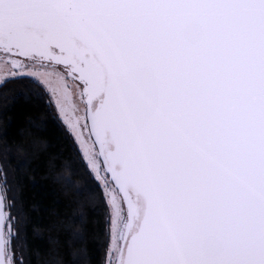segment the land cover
<instances>
[{"label":"snow or ice","instance_id":"1","mask_svg":"<svg viewBox=\"0 0 264 264\" xmlns=\"http://www.w3.org/2000/svg\"><path fill=\"white\" fill-rule=\"evenodd\" d=\"M10 83L74 145L98 264H264V0H0ZM28 225L0 160V264Z\"/></svg>","mask_w":264,"mask_h":264},{"label":"trees","instance_id":"2","mask_svg":"<svg viewBox=\"0 0 264 264\" xmlns=\"http://www.w3.org/2000/svg\"><path fill=\"white\" fill-rule=\"evenodd\" d=\"M0 160L22 185L33 264H98L103 206L77 192L85 186L83 169L55 112L25 96L18 83L0 87ZM77 229L83 242L71 236Z\"/></svg>","mask_w":264,"mask_h":264}]
</instances>
